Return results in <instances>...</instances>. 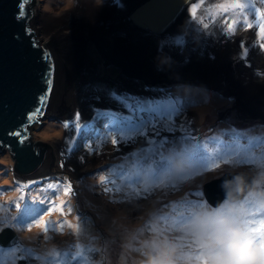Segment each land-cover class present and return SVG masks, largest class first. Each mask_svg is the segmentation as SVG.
Wrapping results in <instances>:
<instances>
[{
	"label": "rangeland",
	"instance_id": "1",
	"mask_svg": "<svg viewBox=\"0 0 264 264\" xmlns=\"http://www.w3.org/2000/svg\"><path fill=\"white\" fill-rule=\"evenodd\" d=\"M113 1L43 0L40 15L63 22L69 17L76 25L80 17L75 15L83 9L108 11L115 8ZM62 29L60 36L70 34ZM83 38L89 51H97L93 39ZM102 72L96 80L104 82ZM110 83L112 89L105 82L96 86L95 103L84 89L78 96L80 111L74 121L85 128L72 150L79 156L76 164L67 162L73 153L71 145L65 148L71 132L58 120L43 119L37 126L42 142L65 148L37 178L22 179L13 153L0 148V231L12 226L20 236L18 244L0 245V264H203L201 258L210 260L217 252L230 256L246 238L258 247L259 235L250 230L264 221V120L247 110L260 112L257 101L239 99L237 92L217 84H212L214 89L185 83L148 85L171 93L175 105L192 114L188 121L174 124L175 119L160 120L165 117L162 109L153 112L156 105L161 108L160 98L155 102L149 93L124 87L120 77ZM143 117L153 119L143 127ZM189 124L193 127L188 132L175 130ZM117 125L131 132L115 139V145L100 137L101 128L110 131ZM157 128L164 129L163 135H150ZM94 153L96 163L90 169L75 170L85 167ZM229 171L249 173L253 188L237 202L208 206L204 185Z\"/></svg>",
	"mask_w": 264,
	"mask_h": 264
},
{
	"label": "water",
	"instance_id": "2",
	"mask_svg": "<svg viewBox=\"0 0 264 264\" xmlns=\"http://www.w3.org/2000/svg\"><path fill=\"white\" fill-rule=\"evenodd\" d=\"M260 1L264 5V0ZM113 3L115 8L105 12L109 31L106 35L87 37L94 40L97 48L89 51L84 36L70 33L68 38H56L59 35L47 34L40 20L43 0H0V148L6 147L13 153L15 169L22 178L42 174L64 153L42 142L37 126L43 119L62 121L65 125L73 120L69 115L74 118L78 114L81 90L90 80H96L100 71L115 73L117 77L126 74L147 82L154 77L150 85L185 83L214 89L212 84L220 82L215 86L228 89L222 77L207 75L203 60L208 52L201 39L202 28L217 24L221 17L235 21L232 24L244 21L250 25L252 9L259 5L251 0H114ZM165 4H168L166 12L156 13L155 9ZM192 7L204 13L195 27L188 23ZM143 35L149 36L148 39ZM262 37L261 31L259 37L253 36L247 45L236 49L241 71L257 77L264 75V68L254 63L250 45ZM165 53L168 58H164ZM97 57L101 59L96 60ZM223 59V55L217 58L222 63ZM169 61H174V65ZM252 80L239 73V91L234 92L239 99L256 100L260 112L247 110L264 120V84ZM60 111L69 115L62 116L57 113ZM254 183L249 173L229 171L207 182L203 193L208 206L217 207L225 200H241ZM19 242L14 227L5 226L0 231V245L13 246Z\"/></svg>",
	"mask_w": 264,
	"mask_h": 264
},
{
	"label": "bare ground",
	"instance_id": "3",
	"mask_svg": "<svg viewBox=\"0 0 264 264\" xmlns=\"http://www.w3.org/2000/svg\"><path fill=\"white\" fill-rule=\"evenodd\" d=\"M251 1L255 2L256 4H259V5H256V7H253V9H252V12H253L252 16L253 17H252L250 25L248 24V25H244L242 27L241 26L238 27L237 24H232L235 21H231L230 18L224 19L223 17H221V18H219V22L217 24L210 23L209 25H205L202 28L201 39L204 40V44L207 46V50H205V52L206 53L208 52L207 55H204L206 59L202 58V59H204L203 64H205L207 66L206 67L207 75H209L210 78H218V76L222 77L224 79V83L229 86L227 88L230 90H233V91L234 90L239 91L238 90L239 89V83L237 82L239 73L247 79H248V77L252 78L253 79L252 81H254L256 83L264 84V75H260L257 77L251 73H247L248 71H245V72L241 71L239 64H238L237 56H236V51L239 50L241 47H244V45H247L249 43V41L253 38V36L259 37V34L261 32V27L264 26V24H263V21H264V5H263V2L260 0H251ZM168 4H171V2ZM168 4L157 7L155 9L156 13L166 12V7L168 6ZM82 11L83 12H81V15H75V17L76 16L80 17L78 19L79 24L75 25V23H72L71 22L72 19H70L69 17L66 18V20L64 19L65 22H63V19H52V18H48L47 16L40 15L41 25L44 29H47L48 31L52 32L50 36H53V35L57 36V35L61 34V32H59V31L64 30L62 28H66L69 31V33H71L73 35L79 34L81 37L82 36L92 37L93 35H96V34L102 36V35H104V34L106 35L108 33L109 26L107 24L108 17H105V16H107V14L105 15V12H107L106 10L103 9L102 11L99 12L97 9L95 10V9H90V8L86 9L85 8ZM96 11H98V12H96ZM202 15H204L203 11H201L199 8L192 7L189 14L187 15L188 16V23H190V25L192 27H195L197 20ZM67 21H70V23L68 25H67ZM103 24L104 25L107 24V27H103L104 26ZM72 25H74V26H72ZM211 26H213L216 29H213ZM155 29H160V28L157 27ZM55 31L58 34H55ZM69 36L70 35H67V36L66 35L65 36L59 35L56 38H68ZM148 37L149 36H147V35H143V38L148 39ZM77 38H79L83 42L85 41L83 38H80V37H77ZM250 47H251L252 52L254 54V57H253L254 63L257 66L264 68V37H262L261 41L254 43V44H251ZM221 55H223V57H224L223 63L218 62V60H217V58ZM168 57H169V55L165 53L164 58H168ZM170 62H173V64ZM169 64L174 65V61H169ZM91 68H93V67H91ZM161 68L163 69V64H162ZM162 69H158L157 71H161ZM115 75L116 74L113 73V77H108V76L106 77L107 80H104V82L107 85H105V86H108L111 84L110 82H112L111 80L115 77ZM122 76L123 77H120V76H118V77H120V80L122 79V84L124 87L128 86L129 88H133L136 91L138 90V91H141L142 93L144 92V95L149 93L150 95L155 96V102H156V98L161 99V100H158V102L161 105V108L158 105H156L155 110L153 111V112L159 114L160 109L163 110L162 114L165 117H161L160 118L161 121L164 119L168 120L171 118L172 121H173V119H175L174 124H178L176 121L178 119V113H179V123L182 122V120L188 121L189 119H191L192 114L189 111L183 109L182 106L178 102H177L178 106L175 105V103L173 101L174 98H173V96H171V93H168L167 91H161L158 88H148V85L151 84L149 82H151L152 79H154V77L148 78V82H147V81H144L145 79L142 80L140 78L139 79L136 78L138 80L137 81L134 78H131V77L129 78L128 76L124 77V75H122ZM157 77H159V76H157ZM213 81L217 83L216 80H213ZM104 82H101L100 80L99 81H95V80L91 81L90 80L84 86V88H83L84 92L87 91L88 93H91L90 95H92V96L88 95L89 96L88 98L92 99L91 102L95 103V98H97V95H98V93H97L98 91H95V90H97L96 86L98 88H100V85L103 84ZM219 83H217V84H219ZM108 89H112V87L108 86ZM124 93H125V91H123L122 94H124ZM109 94L110 93L107 92V94L105 96H108ZM79 95H82L81 92ZM80 98H81V96H80ZM152 98H154V97H152ZM84 102H85V100H84ZM80 103H82V102H80ZM137 104H138V102H135V105H137ZM166 105H167V107H164ZM113 106H117V105H113ZM177 107H178V109H177ZM141 109H143V107L140 108V110ZM78 110L80 111V108H78ZM57 113L61 114L62 116L69 115L65 111H60ZM78 116L79 115L77 114V118H78ZM156 118L159 120V116H157V117L155 116L154 120ZM143 119H144V123L142 124V126L144 127V126L148 125V122L151 119H153V117H147V118L143 117ZM80 124L74 120H71V121L68 120V122L66 123L67 128L71 132V136H70L71 142H69L67 144V148H70V145H71V148H70L71 152H73L72 150H76V145H77L78 139L81 135L78 132L82 131L85 128V126H83V123L81 125ZM133 125H135V124H133ZM130 126H132V125H130ZM189 126H190V124L187 125V127L185 129L182 128V130L179 129V126H178L175 128V130L188 132L193 127L191 125L189 128ZM158 128L156 130H158ZM160 128H162V126ZM195 129H196V127H195ZM162 130H164V129H162ZM162 130H161V132H162ZM99 131H100V137L103 136L105 138V140H107V139L108 140H115L117 138L120 140L121 138H124L126 135H128L131 132V130L128 129V127L125 125L114 126V128L111 129L110 131H109V129L106 130L105 128H101ZM98 134H99V132H98ZM108 142H106V143H108ZM105 146L110 147V145H105ZM51 147H52V145H51ZM106 147H103V149H106ZM52 148H54V147H52ZM95 149L100 150L101 146L97 147ZM69 154H71V153H69ZM85 155H84V157L86 159ZM78 158H79L78 154L73 152L71 155H69L67 162L76 164L75 161L76 160L78 161ZM87 160H88V162H86L85 167H82L81 165H79L75 168V170L76 171H78V170L84 171V170L90 169L93 166V164L96 163V161H94L95 160V153L93 156L88 157ZM26 177L30 178L33 176L28 175ZM37 177H39V176H35L33 178H37Z\"/></svg>",
	"mask_w": 264,
	"mask_h": 264
},
{
	"label": "snow or ice",
	"instance_id": "4",
	"mask_svg": "<svg viewBox=\"0 0 264 264\" xmlns=\"http://www.w3.org/2000/svg\"><path fill=\"white\" fill-rule=\"evenodd\" d=\"M261 31L264 32V26L261 27ZM177 123H179V113ZM175 127V126H172ZM168 133L171 134L172 128L170 127ZM150 135L161 136L163 132L160 130H156L155 132H150ZM112 143L115 145L116 141L113 140ZM211 220V218L209 219ZM212 223L216 226L217 231L222 230L219 225L216 224L215 221ZM42 226V225H38ZM253 233H257L259 235V246L255 247L253 245V240L250 238H246V242L239 248L233 249L232 253L228 257H224L222 254L217 252L215 255L211 256V259H204L203 264H210V261H220V260H241V259H255L260 261V264H264V221L260 222V226L258 228H252L250 230ZM205 247H209L210 251H213L211 245H205Z\"/></svg>",
	"mask_w": 264,
	"mask_h": 264
},
{
	"label": "flooded vegetation",
	"instance_id": "5",
	"mask_svg": "<svg viewBox=\"0 0 264 264\" xmlns=\"http://www.w3.org/2000/svg\"><path fill=\"white\" fill-rule=\"evenodd\" d=\"M105 72H106V73H105ZM103 73H104V74H102V76H103V75H104V76L106 75L105 78H106L107 76H108V77H113V73H109V71H103ZM111 74H112V75H111ZM116 77H117V76H115L114 78H116ZM114 78H113L112 80H114ZM149 86H155V85H149ZM163 86L166 87L165 84H163ZM153 88H154V87H153ZM69 117H70V119H73V120L76 118V116L73 118L71 115H69ZM61 122H62V121H61ZM81 133H82V132L80 131V134H81ZM63 145H64V143H63ZM59 147H60V145H57V147H55V149L57 148V150H59ZM65 148H67V145H65ZM65 148H64V147H63V148L60 147V150H61V151H64ZM20 177H23V176L20 175ZM22 179H23V178H22ZM33 181H34V179H33ZM36 181H37V180H36ZM36 181L33 183V185L36 183Z\"/></svg>",
	"mask_w": 264,
	"mask_h": 264
}]
</instances>
